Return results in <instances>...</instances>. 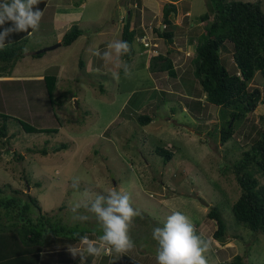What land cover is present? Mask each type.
<instances>
[{"label": "rangeland", "instance_id": "374dc122", "mask_svg": "<svg viewBox=\"0 0 264 264\" xmlns=\"http://www.w3.org/2000/svg\"><path fill=\"white\" fill-rule=\"evenodd\" d=\"M238 1L259 2L264 12V0ZM49 3L39 30L24 46V57L17 63L15 72L56 77V69L49 73L45 70L62 65L64 76L56 79L50 94L45 82L38 80L22 89H9L3 87L5 82H0V96H8L7 102L0 105V112L5 110L2 113L17 121L48 131L25 134L17 121L7 124L9 136H15L10 140L13 149L8 148L2 154L0 186L10 182L13 189L32 195L50 216L63 219L73 228L84 229L89 225L98 236L103 232L95 218L74 222L70 207L87 199L86 192L93 194V198L94 194L106 195L112 190L129 193L133 206L142 212L130 233L135 246L120 255L114 251L107 255V248H102L91 264L109 261L157 264V242L152 239V227L162 226L176 211L189 217L197 234L210 242L211 250L206 253L208 264H226L235 255L243 256L248 264L264 263L263 233L254 234L242 226L234 230L230 226V207L240 191L233 174L228 171L223 174L229 161L236 160L256 140V131L263 124L260 118L264 121V103L235 125L232 139L226 144L220 142L218 132L225 121L222 112L227 115L228 111L207 102L190 64L195 53V41L190 43V39L196 40L203 33L205 23L200 18L208 13V0H51ZM168 3L175 4L178 11L171 27L174 31L171 44L155 32L161 26L163 8ZM128 11L133 22L130 21V28H139L146 36L136 35L132 52L124 57L132 74L126 78L121 70L117 82L112 78L110 66L100 57L86 54L85 49L93 46L103 53L109 42L121 39V27L126 23ZM73 26L82 35L70 46L61 45L35 59V66L27 72L30 64L23 65L30 54L58 44L57 35ZM226 48V52L221 51V59L229 74H233L236 70L230 44ZM146 49L150 56L169 57L176 77L150 74L145 67ZM80 64L89 66V73ZM255 87L260 89L264 101L261 75L255 76L249 88ZM139 116H148L151 123L141 125L136 120ZM59 144L66 146L65 150L49 152ZM27 148L37 151L46 148L49 153L46 156L27 153ZM157 148L171 152L168 163L155 153ZM13 151L22 154L23 160L13 164ZM260 175L256 174V178L264 183V175L263 178ZM75 178L80 181L78 189L72 186ZM215 205L222 210L230 229L223 244L214 241L213 225L206 217ZM60 207L64 209L59 210ZM232 234L237 237L233 238ZM93 243L100 244V240L85 237L73 247L46 251L40 264H81V257H88V246Z\"/></svg>", "mask_w": 264, "mask_h": 264}, {"label": "trees", "instance_id": "16d2710c", "mask_svg": "<svg viewBox=\"0 0 264 264\" xmlns=\"http://www.w3.org/2000/svg\"><path fill=\"white\" fill-rule=\"evenodd\" d=\"M47 2L48 0H40L38 7L43 11ZM177 12L175 4H166L163 8L161 23L163 30L160 31L159 27L155 30L157 36L169 44L174 39V31L171 27ZM200 21L205 23V27L198 39H190V43L195 41V53L190 64L193 76L200 84L207 102L221 108L222 111H228L227 115L224 111L222 112V118L225 121L218 132L220 142L226 144L234 135L235 125L248 114L253 113L260 103H264L260 89L249 88L256 75L264 78V12L259 2L208 0V13L201 16ZM16 34L18 36L15 41H11L10 45L0 50V75L9 73L21 59L22 45L25 44L28 34L14 33L13 36L15 37ZM81 34V30L73 26L63 36L62 45H71ZM137 34L141 36L143 32L131 30L129 21H126L121 30V39L132 45ZM229 44L236 70L233 74H229L221 59V51L226 52ZM43 55H36L35 58H41ZM148 69L152 73H166L171 78L176 77L172 60L167 56L151 55ZM54 80L53 76L44 78L48 94L55 86ZM4 111L0 112V162H2L3 152L11 148L10 140L15 136H9L7 124L13 120L17 121L10 115L2 113ZM136 120L144 126L151 123V118L148 116H139ZM261 122L263 124L256 131V140L252 141L248 150H242L236 160L232 163L229 161L230 165L223 170V174L227 171L231 172L240 191L239 198L230 207L232 216L230 226L234 230L242 226L254 234L263 233L264 235V183H261L258 177L256 178V174L264 175L262 117L260 124ZM17 123L25 134L48 132L36 129L22 121ZM65 148L66 146L59 144L49 149V152L56 153ZM26 152L42 156L49 153L46 148L41 151L27 148ZM155 153L161 155L165 163L171 160L172 154L167 150L157 148ZM11 155L13 164L23 160L22 154L16 151H13ZM262 175L260 176L263 178ZM35 186L38 184H34ZM63 209L64 207L59 208V210ZM206 217L213 225L214 241L221 244L226 242V235L230 229L222 216V210L216 205L212 206ZM53 219L55 218L48 212L43 211L32 195L20 189H13L10 182L3 183L0 186V264H40L41 257L46 251L73 247L81 243L85 237H96V239L101 237L95 233V230H90L89 225L86 228L83 227L84 229H78L71 227L61 218ZM232 235L233 238L237 237L235 234ZM124 254L123 258L127 259ZM244 260L243 256L235 255L226 264H248ZM122 262L124 263L123 260ZM107 264L112 263L109 261Z\"/></svg>", "mask_w": 264, "mask_h": 264}, {"label": "clouds", "instance_id": "9594fccd", "mask_svg": "<svg viewBox=\"0 0 264 264\" xmlns=\"http://www.w3.org/2000/svg\"><path fill=\"white\" fill-rule=\"evenodd\" d=\"M39 3L40 0H0V50L12 43L8 39L12 34L27 33L31 36L39 30L44 15L38 7ZM131 52L132 45L123 39L109 42L103 53L93 46L85 49L86 54L100 57L110 66L112 78L117 82L121 70L126 78L132 74L129 63L124 59ZM79 183V179L75 178L73 188L78 189ZM85 195L87 199L70 207L71 219L84 223L94 217L103 232L99 238L100 246L90 244L88 254L97 255L102 248H107V253L109 250L117 254L131 250L135 242L130 233L135 226V219L142 217L141 210L133 206L131 195L117 190L106 195L94 194V198L91 193L86 192ZM152 239L157 242V264H208L206 253L211 250L210 242L197 234L195 225L182 212H173L162 226H153ZM85 260L86 257L82 256L81 264Z\"/></svg>", "mask_w": 264, "mask_h": 264}, {"label": "crops", "instance_id": "0c3cea01", "mask_svg": "<svg viewBox=\"0 0 264 264\" xmlns=\"http://www.w3.org/2000/svg\"><path fill=\"white\" fill-rule=\"evenodd\" d=\"M49 1L51 2V0H48V2H47V4H50L49 3ZM47 4H46V6H47ZM128 5V4H127ZM46 6H45V8H46ZM68 6H70V4L68 5ZM44 8V9H45ZM56 8H58V5L57 6H55V9ZM44 9H43V12H44ZM131 11V10H130ZM130 11H128V16H126V18H125V21H129V24H130V21H131V12ZM59 12V11H58ZM55 14H56V11L54 10V12H53V17L55 16ZM135 15H136V13H134L133 14V16L135 17ZM134 17H132V19L134 18ZM55 18V17H54ZM57 23H58V21H55L54 22V25L55 26H57ZM131 23H133L132 21H131ZM125 24V23H124ZM123 27V26H122ZM121 27V28H122ZM131 30H134L135 32H137V31H139V28L136 30L135 28H131ZM69 31V29H65V32L64 33H59V35H57V40H56V42H59L61 45H62V38H63V36L67 33ZM141 32H143V31H141ZM34 34V33H33ZM32 34V35H33ZM82 35V34H81ZM80 35V36H81ZM17 36H18V34H16L15 35V37L13 36V34H12V36H10L9 37V39L11 40V41H15V38H17ZM79 36V37H80ZM146 35L143 33V35H141L140 37L141 38H144ZM139 37V38H140ZM29 38H30V36L29 35H27L26 36V42H25V44H23L22 45V47H23V50H22V54H21V59L20 60H22L23 59V57H24V53H23V51H24V46L26 45V43L28 42V40H29ZM135 40H136V37H135ZM141 44V43H140ZM169 44V43H168ZM142 45V44H141ZM70 46V45H69ZM147 48V47H146ZM40 51V50H39ZM39 51H36V52H34V53H31L30 54V58L28 59V60H25V65H23V66H26V64L27 63H29L30 65H29V70H27V72H29L30 73V70H31V68L33 67V66H35V59H40V58H35V56L36 55H39L38 54V52ZM30 53V52H29ZM47 53V52H46ZM145 54H146V60H145V67H146V69H148V67H147V64H146V62H148V64H149V57H150V54H147V49H146V51L144 52ZM171 54V53H170ZM149 55V56H148ZM182 56L183 55H181V59H182ZM19 60V61H20ZM19 61H17V63L19 62ZM24 62V61H23ZM173 63V62H172ZM17 65V64H16ZM16 65H15V67H16ZM22 66V67H23ZM80 66L83 68L84 67V69H85V72H87V73H89V66H84L83 64H80ZM173 66H174V63H173ZM15 67L13 66L12 67V69L10 70V72L9 73H7V74H1L0 75V82H5L4 84H2L3 85V87H7V88H9V89H11V88H17V89H22V88H24V87H26L27 85H28V83H31V82H34V81H42V82H44V78H45V76H44V74L43 73H32V74H16V72H15ZM62 65H59V66H55V67H50V68H48V69H46L45 71L47 72V73H49L48 71L49 70H51V69H56L57 70V73H56V77L55 76H53V77H55V80L54 81H57L60 77H63L64 76V70H62ZM174 68H175V66H174ZM148 71H149V69H148ZM149 73L150 74H153L152 72H150L149 71ZM157 74H161V73H157ZM61 75V76H60ZM167 75V74H166ZM57 79V80H56ZM41 83V82H40ZM1 86V85H0ZM40 86H41V84H40ZM2 87V86H1ZM38 88V87H37ZM1 91V90H0ZM25 91H26V88H25ZM25 91H23V92H25ZM1 93V92H0ZM21 95H24V94H21ZM27 96V95H26ZM74 98V97H73ZM0 99H1V101H2V103H4V102H7V101H5L6 99H8V96L7 97H3V95H1L0 96ZM133 113H134V111H133ZM131 115H132V113H131ZM109 252L110 251H108V253H107V255L109 254Z\"/></svg>", "mask_w": 264, "mask_h": 264}, {"label": "water", "instance_id": "95a60500", "mask_svg": "<svg viewBox=\"0 0 264 264\" xmlns=\"http://www.w3.org/2000/svg\"><path fill=\"white\" fill-rule=\"evenodd\" d=\"M163 30V26H160V31ZM60 46V44H56V45H53L51 47H48V48H45V49H42L38 52V54H41V53H44V52H47V51H52V50H55L57 49L58 47ZM205 206H207L204 202H202ZM92 245H96V247H99L100 244L99 243H93ZM96 255H88V257L86 258V260L84 261V264H91L94 257Z\"/></svg>", "mask_w": 264, "mask_h": 264}]
</instances>
